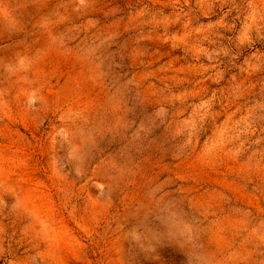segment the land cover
Returning <instances> with one entry per match:
<instances>
[{
    "label": "rangeland",
    "instance_id": "374dc122",
    "mask_svg": "<svg viewBox=\"0 0 264 264\" xmlns=\"http://www.w3.org/2000/svg\"><path fill=\"white\" fill-rule=\"evenodd\" d=\"M0 264H264V0H0Z\"/></svg>",
    "mask_w": 264,
    "mask_h": 264
}]
</instances>
